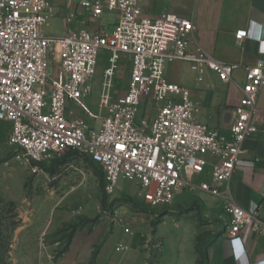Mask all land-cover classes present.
I'll list each match as a JSON object with an SVG mask.
<instances>
[{
	"label": "built area",
	"instance_id": "obj_1",
	"mask_svg": "<svg viewBox=\"0 0 264 264\" xmlns=\"http://www.w3.org/2000/svg\"><path fill=\"white\" fill-rule=\"evenodd\" d=\"M54 1L0 0V121L10 124L8 143L29 163L76 150L100 165L107 194L116 191L119 179L129 180L149 207L168 205L180 194L207 193L220 202L224 215L216 219L227 237L245 229L264 236L257 204L243 208L230 190L243 141L264 123V107L257 105L264 90V58L243 66L241 84L233 81L240 96L225 135L196 120L199 106L189 90L165 77L166 65L175 61H186L197 81L209 70L230 82L240 67L198 45L190 49L191 18L145 15L143 0H79L93 19L115 13L112 26L51 36L43 25L55 13ZM72 16L67 14L66 21ZM255 27L252 38L264 40ZM249 36V30L235 31L236 39ZM101 51L108 52V65L92 112L85 102ZM122 55L130 61L127 88L112 96L111 80Z\"/></svg>",
	"mask_w": 264,
	"mask_h": 264
},
{
	"label": "rangeland",
	"instance_id": "obj_2",
	"mask_svg": "<svg viewBox=\"0 0 264 264\" xmlns=\"http://www.w3.org/2000/svg\"><path fill=\"white\" fill-rule=\"evenodd\" d=\"M68 11L53 14L43 25L45 34L62 36L81 26L66 21ZM83 16L75 14L74 20L82 22ZM106 57L103 51L93 76L92 94L85 102L92 112L97 111L103 88ZM129 69V58L120 56L111 80L112 96L126 91ZM191 75L195 76L185 64L180 78L185 88ZM77 110L84 114L81 107ZM142 110L143 106L139 114ZM88 122L97 125L94 118ZM9 133L10 124L0 121V264H39L43 257L48 263L57 262L69 239L73 240L69 255H83L92 245L95 252L100 245L97 264H195L196 235L213 221L222 223L208 213L215 210L224 215L222 208L201 206L197 195L149 208L134 183L125 179L118 180L116 191L106 195L103 205L92 168L97 164L78 154H62L41 162L43 167L32 166L19 148L8 143ZM126 197L149 213L124 203ZM154 219L158 223L152 231Z\"/></svg>",
	"mask_w": 264,
	"mask_h": 264
},
{
	"label": "crops",
	"instance_id": "obj_3",
	"mask_svg": "<svg viewBox=\"0 0 264 264\" xmlns=\"http://www.w3.org/2000/svg\"><path fill=\"white\" fill-rule=\"evenodd\" d=\"M263 2L264 0H143L141 4L143 13L151 17L163 12H170L191 18L193 30L190 38V49L198 45L217 60L240 65L234 70L230 82L220 81L209 70L198 81L193 75L189 80H186L190 86L187 87L190 97L199 106V111L195 114L196 120L210 128L219 130L225 135L229 134L228 127L233 119L232 110L240 96V92L233 81L241 84L244 81L243 66L252 65L257 59L264 58V40L252 38L256 30L255 24L258 26L257 30L261 33L262 38H264ZM54 4V14L64 9H68V12L73 14L68 23H80L81 25L75 29L96 31L102 25L110 28L116 17L115 13L104 12L98 19H93L89 12L80 7L79 0H55ZM75 14L84 15L85 20L82 22L75 21ZM101 18L103 19L99 21ZM106 19H109L110 22H106ZM238 29L249 30L250 36L236 39L235 31ZM102 52H100L99 57ZM105 52L108 57V52ZM185 64L188 63L186 61L168 63L165 67V77L170 82L182 85L180 78ZM257 105L264 107V90L258 94ZM263 130L264 123L260 124L257 134L243 141V152L239 156L230 179V190L234 201L243 208L257 204L264 220ZM195 195L200 198L201 206L204 204L213 209L215 206H220V202L214 196L204 192ZM183 196L186 195L180 194L176 198ZM210 213L212 218H217L218 212L212 210ZM219 224L217 220L213 221L206 230L216 231L219 229ZM222 229V236L216 239L208 249L210 264H264V236L245 229L239 236L227 237L224 226ZM72 241L57 262L48 263L43 257L38 258L39 264H88L93 255V245L85 250L83 255L76 252L69 255ZM99 248L100 245L95 251L91 264H97L96 258Z\"/></svg>",
	"mask_w": 264,
	"mask_h": 264
},
{
	"label": "trees",
	"instance_id": "obj_4",
	"mask_svg": "<svg viewBox=\"0 0 264 264\" xmlns=\"http://www.w3.org/2000/svg\"><path fill=\"white\" fill-rule=\"evenodd\" d=\"M71 154H78V155L84 156L85 158L90 160L93 164H97L96 162L92 161L89 157L77 152L76 150H68L63 155L66 156V155H71ZM30 164L32 166H41V167H43L42 163H37V162H34V161H30ZM97 166L100 168V170L96 166H92V168H93V171L96 174L97 179H98L99 189H100V192H101V202L104 205L105 200H106V195H107V193L105 192L104 173H103L100 165L97 164ZM43 169L44 170H48V168H43ZM123 202L131 205L133 207V209H137L138 211H143V212L149 213V210L147 208L138 207L137 204L131 200V198L126 197L125 199H123ZM10 203L13 205L12 202H10ZM145 205L147 207H149L147 204H145ZM149 208H153V207H149ZM157 223H158L157 219L151 220L150 225L152 227V231H154V227L156 226ZM219 225H218L219 229L216 230V231L203 230L202 232H200V233H198L196 235V237H195V249H196V252L198 254V257H197V259L195 261V264H210L209 257H208V249L210 248V246L212 245V243L216 239H218L219 237L222 236V233H223L222 227L224 226V224L220 223ZM70 241H71L70 239L67 241L66 247L64 248L62 253H64L68 249V245L70 244ZM94 254H95V252H93L92 258H91V260H90V262L88 264L93 263Z\"/></svg>",
	"mask_w": 264,
	"mask_h": 264
}]
</instances>
